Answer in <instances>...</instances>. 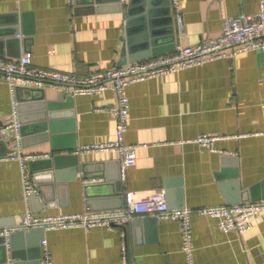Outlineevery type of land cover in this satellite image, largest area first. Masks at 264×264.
<instances>
[{
  "label": "crops",
  "instance_id": "obj_1",
  "mask_svg": "<svg viewBox=\"0 0 264 264\" xmlns=\"http://www.w3.org/2000/svg\"><path fill=\"white\" fill-rule=\"evenodd\" d=\"M259 1L179 0L185 29L181 35L175 33L172 41L183 46L215 38L224 18L255 13ZM128 2L76 0L69 6L66 0H0V59L13 60L30 52L35 67L78 76L133 62L124 24ZM161 8L155 7L154 17L161 22L154 27L157 43L148 50L172 44L166 30L170 21H163L172 15L174 26L172 8L170 14H161ZM35 88L40 91L15 90L14 98L17 101L20 94L29 111L40 101L48 102L49 110L61 115L65 129L73 127V153L79 165H89L87 174H95L101 163L106 175L115 172L111 162L119 161L117 151H80L84 145L115 140L116 120L108 110L115 103L114 93L70 96L54 86ZM125 93L130 104L125 140L138 148L136 163L121 177L123 203L128 191L145 195L164 189L170 208L191 211L193 264H264V212L253 217L250 228L241 234L224 232L215 219L197 213L201 208L237 203L242 191L264 181V51L244 52L132 83ZM12 97L9 85L0 79L4 141L0 142V228L18 226L27 206L39 216L97 211L87 210L83 186L94 184L95 191L107 194L112 179L83 177L80 170L74 177L67 174L43 183L42 191L36 188V197L26 203L19 161L8 157L16 146L14 131L5 130ZM201 134L221 137L215 151L192 141ZM6 146L8 153L2 155ZM20 151L33 158L25 161V169L36 187L28 161L52 157L51 143L30 133L21 141ZM262 192L264 185L259 188ZM42 239L47 241L52 264H187L180 223L173 219H132L112 229H50L44 230Z\"/></svg>",
  "mask_w": 264,
  "mask_h": 264
},
{
  "label": "built area",
  "instance_id": "obj_2",
  "mask_svg": "<svg viewBox=\"0 0 264 264\" xmlns=\"http://www.w3.org/2000/svg\"><path fill=\"white\" fill-rule=\"evenodd\" d=\"M122 4L126 0H120ZM69 6H74L76 0H66ZM174 18V29L178 35L184 32L185 25L179 0H170ZM126 24V20H124ZM253 50L264 51V0L259 1V9L255 13H240L234 17H226L222 21L221 32L215 38L205 39L193 45H180L169 53L153 56L147 59L128 62L121 66L93 72L87 76L63 73L50 68H39L32 64L30 52L22 54L16 59H0V79L10 87L12 97V122L5 130L11 129L15 134L16 146L8 154L11 159H17L21 170V183L26 203L29 196L37 192L29 174L25 169V161L32 156L21 154L20 123L18 122L17 101L14 98L18 86L45 87L54 86L65 94L75 96L79 94H100L111 90L115 95V103L108 108L116 120V138L113 141L84 145L82 152L119 153L120 173L123 178L126 170L136 163L137 146L128 144L125 135L128 129L129 98L125 93L127 85L156 78L165 74L175 73L182 69L201 66L208 62L232 58L238 54ZM264 117V104L262 105ZM264 135V130L262 132ZM220 136L201 134L192 141L200 148L215 151V142ZM264 212V199L256 201H239L233 204L201 208L197 213L216 220L218 227L224 231L244 233L251 226V220L257 214ZM154 215L159 219H173L180 223L182 236V250L187 264H193L191 211L188 208L172 209L168 206L164 189H157L141 195L132 191L125 193L123 206L117 209L97 210L81 213H69L55 216H39L26 207L18 226L0 230V234L7 238L17 229L25 231L34 227L44 230L69 227L89 228L104 226L108 229L120 228L128 224L134 217ZM41 263L52 264V257L47 241L42 239ZM121 258L127 259L126 245H121Z\"/></svg>",
  "mask_w": 264,
  "mask_h": 264
},
{
  "label": "water",
  "instance_id": "obj_3",
  "mask_svg": "<svg viewBox=\"0 0 264 264\" xmlns=\"http://www.w3.org/2000/svg\"><path fill=\"white\" fill-rule=\"evenodd\" d=\"M158 5L162 6L161 10H159L161 11V14H170L169 0H129L126 9V31L128 36L126 42L128 51L131 54L130 61H138L143 60L146 57L148 58L166 54L172 52L176 48L175 42L172 41L176 37V31L174 26H172V15H170V17L167 16V18H163L165 24L170 21L169 27H167L166 30L167 33H170L172 44L164 48L155 46H153L151 50H148L147 48L157 43V38L153 37V35H155L154 27L161 23H158L157 18L154 17L158 14V10L155 9ZM95 9L104 10L105 8L96 6ZM148 31H150L149 34L152 36L151 39H148ZM136 32L140 33L133 36ZM142 49L146 52L138 54L137 51ZM24 51H26V48ZM22 89L40 91L35 87L20 86L16 88V91ZM38 98H43V96L39 95ZM18 100L17 112L18 122L20 123L21 141L23 142L27 140L29 134L33 133L34 136L39 138V141H50L51 149L54 152L50 158L28 161V168L29 171L33 172V180L37 183V190L42 191L41 185L43 183H52L55 179L61 180L64 175L67 174L74 177L80 170L83 177L96 175L105 176L106 179L109 178L108 180L112 179L110 184L112 189L110 192H106L107 194L102 193L101 189L95 191L94 184H86L83 186L85 202L89 205L87 206V210L121 208L123 206V192L119 161L117 160L115 162H111V165L115 168V172L111 175H106L105 168L103 169L104 165L102 163L97 165L95 174L92 172H90L91 174H87L89 165L87 163L79 165L78 155L73 153L76 149L73 127H69L68 130H66L67 128L65 129L64 127V120L61 115H55L52 111H50V104H48V102L40 101L34 105L33 111H29L30 107L24 102L26 100L20 97V94H18ZM11 122L12 117H10L9 123ZM2 126L3 123L0 119V129ZM1 139L0 134V142L4 144V141ZM7 153L8 148L6 146V150L2 155H6ZM235 175L237 174L235 173ZM263 185L264 181L245 189L241 192L240 198L236 202L264 199V192L259 194V188ZM166 193L169 195L168 192ZM36 195V193L31 194L29 196V200L35 198ZM142 218L150 221L157 220V217L154 215L136 216L133 220L138 221ZM1 229L3 228H0V230ZM43 232L44 229L42 227H34L27 231L17 229L15 232L10 234L8 238L5 235L0 234V264H40L41 248L39 242L43 238Z\"/></svg>",
  "mask_w": 264,
  "mask_h": 264
}]
</instances>
